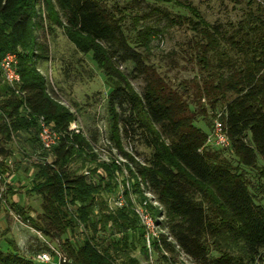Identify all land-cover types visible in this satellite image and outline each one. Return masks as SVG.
<instances>
[{
    "label": "trees",
    "instance_id": "trees-1",
    "mask_svg": "<svg viewBox=\"0 0 264 264\" xmlns=\"http://www.w3.org/2000/svg\"><path fill=\"white\" fill-rule=\"evenodd\" d=\"M112 1L113 5L110 0H0V61L8 53L16 55L20 77L15 93L0 72V175L8 174L7 161L17 145L28 158L35 157L28 194L41 201L36 219L8 199L10 207L36 232L58 241L65 264H142L131 256L136 250L148 259L144 228L131 208L106 210L103 194L115 189L112 169L98 167L107 182L96 170L85 176L77 174L81 167L73 168L76 161L85 162L89 140L82 133H69L74 115L50 93L40 71L38 61L48 59V49L36 45L34 34L35 28H42L38 16L43 11L46 31L61 29L76 52L88 56L102 73L109 88L110 139L117 149L121 142L147 149L142 164L126 153L120 156L132 164V169L127 166L130 178L145 180L164 206L161 226L168 235L153 239L149 254L167 264H176L181 254L193 264H264V206L255 202L246 171L258 170L264 190L262 17L248 13L228 37L191 6L172 17L148 7L133 18L136 26L151 14H161L163 29L192 34L188 43L197 50L192 56L201 70H208L209 81L190 91L183 83L173 88L147 63L150 43L161 30L144 23L133 27L132 36L122 25L127 7ZM154 1L178 7L172 0ZM219 39L230 45L235 59L227 53H222L224 59H213ZM36 47L41 52L37 55ZM128 64L131 72L124 74L119 68ZM136 79L144 84L140 93L132 86ZM203 99L216 116L212 121L200 104ZM41 116L63 134L49 151L40 149L37 138ZM215 121L224 128L229 148H207ZM48 157L51 164L46 163ZM82 228L90 233L81 242L63 239ZM8 232L1 233L0 264H37L20 253Z\"/></svg>",
    "mask_w": 264,
    "mask_h": 264
},
{
    "label": "rangeland",
    "instance_id": "rangeland-1",
    "mask_svg": "<svg viewBox=\"0 0 264 264\" xmlns=\"http://www.w3.org/2000/svg\"><path fill=\"white\" fill-rule=\"evenodd\" d=\"M117 1L120 6L127 7L123 13L122 25L132 36L134 34L133 27L138 29L144 23L161 30V34H158L150 43L148 65H151L161 76L165 77L173 88H178L179 83H183V87L188 85L190 91L194 87L202 88L205 82L209 81L208 73L206 74L208 70H201V65L199 66L196 59L192 56L197 51H195V47L188 43L192 39V34L189 31L178 28L163 29L165 22H161V14H151L149 20H139V23L142 24L133 26L132 23L135 16L141 17L145 12L144 10L152 7L162 10L172 17L180 12L185 14L186 6H191L197 9L208 23L218 27V31L224 37L231 36L237 30L238 23L244 21L248 13L262 17L264 22V16H262L264 11H261V7L264 5L261 2L262 0H172L177 3L178 7H174L170 3L159 4L154 0ZM109 3L111 5L114 4L112 0ZM39 15L38 17L42 19V28H35L36 45L42 44L48 49V59L38 61V65H41L40 71L47 79L50 93L62 105L68 106L69 109L73 110L71 112L74 115L72 124L76 126L78 133H82L83 137L89 140V155L84 156L85 162L76 161L73 164V168L81 167L79 172L76 171L77 174H83L84 172L90 174V171L96 170V173L103 176L104 181L108 182L104 170L98 167L109 166L112 169L111 176H113L115 189L109 194H103L106 210L109 213H114L118 210L113 205V201L117 195L116 193L119 190H123L125 193L124 200L128 208H130L132 201L135 205H144L151 217L152 231L155 237L161 234L167 236L168 230L161 226V223L165 222L164 206L156 201V195L148 190L145 180L141 179L143 182L142 187L136 176L130 179L129 175L128 177L123 175V171L129 172L127 166L132 169V164L129 161H125L120 156V153H126L133 161L142 164V155L147 153V149L141 145L127 142H121L122 148L117 149L114 142L110 139L111 122L107 111L109 88L102 73L88 56L76 52L61 29H55L54 33L49 34L45 25L46 15L43 11H40ZM215 50L217 54L212 53L214 60L217 58L224 59L222 53H227L233 59L237 57L234 51L231 50L230 45L220 39ZM34 51L36 55L41 53L37 47ZM119 69L124 74H129L131 65H122ZM143 85L142 79L132 81V86L137 93L141 92ZM185 96L191 101L192 98L189 93ZM200 104L206 108L210 121L214 120L216 116L208 108L207 101L203 99ZM216 123L220 122L217 121ZM216 125H213L210 132H208L207 148L212 150L229 148L230 142L227 144L226 139L215 131ZM199 126L202 125L199 124ZM14 146L16 147L13 148L14 155L10 157L12 165L8 167V174L1 175L0 180V240L1 233L9 230L8 237L14 242L20 253L35 262L36 255L46 252V244H43V240L46 242L48 239L38 232L43 240L40 239L37 232L29 226V223L23 220L24 216L17 214L8 202L9 199L10 202L20 205L30 219H36L40 214V198L28 194L32 172L31 161L34 156L28 158L19 150L17 145ZM258 166H261L260 162H258ZM246 171L255 202L264 206V190L260 187L261 180L259 179L258 170L246 169ZM126 182L129 184V189L122 187ZM118 193L121 192L119 191ZM89 233L88 229L82 228V230L80 229L74 234L70 233L64 236L63 239L67 237L71 241L79 243ZM155 237L150 239V248H148V244L145 241L148 250L152 248V240ZM49 242L56 247L54 242ZM148 250V259L138 250L133 251L131 256L137 258L142 264H167L160 259L157 260L153 254L150 255ZM176 264L193 263L181 254Z\"/></svg>",
    "mask_w": 264,
    "mask_h": 264
},
{
    "label": "built area",
    "instance_id": "built-area-1",
    "mask_svg": "<svg viewBox=\"0 0 264 264\" xmlns=\"http://www.w3.org/2000/svg\"><path fill=\"white\" fill-rule=\"evenodd\" d=\"M16 65H17V58L16 55L8 53L6 54L3 59L0 61V72H1V77L3 79V82L10 88L15 90V93H19V84H20V77L18 73L16 72ZM68 107V106H67ZM69 108V107H68ZM70 112H73V110L70 109ZM37 138L39 142L40 149L42 151H49L53 147L57 146L58 142L60 139L63 137V134L54 130L49 126L47 121L45 120L44 117H39L37 119ZM215 121L214 125H216L215 131L220 134V136L224 137L227 141V144L229 142L226 132L224 131V128L220 123H216ZM69 133H74L78 134V130L75 125L70 123L69 128H68ZM217 134V136H218ZM207 144H208V139H207ZM219 145V144H218ZM35 159V157H33ZM8 165H12L11 160L9 159L7 161ZM47 164L52 163V159L48 157L46 159ZM128 171H123L124 177H128L129 172ZM83 175L89 176L88 172H84ZM130 178V175H129ZM131 179V178H130ZM0 180H1V175H0ZM138 181L140 186L143 187V182L140 177H138ZM147 185V183H146ZM125 189H129V184L126 182L124 186H122ZM121 193H118V192ZM116 194V197L113 201V205L118 208H124L127 207L126 201L124 200V191L119 190ZM131 210L139 220L140 224L144 228L145 232V241L148 244L150 243V239L155 237L154 232L152 231V220L151 217L149 216L148 212L144 208V205L138 204L135 205V203L132 201ZM38 236L40 239H42V236L37 232ZM157 238V237H155ZM43 240V239H42ZM52 243V242H51ZM56 244V247L52 246L48 240L46 242L43 240V244H46V252L39 253L35 257V262L38 264H65L67 262V259L65 256L62 254V252L58 249V241L54 242Z\"/></svg>",
    "mask_w": 264,
    "mask_h": 264
},
{
    "label": "crops",
    "instance_id": "crops-1",
    "mask_svg": "<svg viewBox=\"0 0 264 264\" xmlns=\"http://www.w3.org/2000/svg\"><path fill=\"white\" fill-rule=\"evenodd\" d=\"M23 244H25V243H23Z\"/></svg>",
    "mask_w": 264,
    "mask_h": 264
}]
</instances>
